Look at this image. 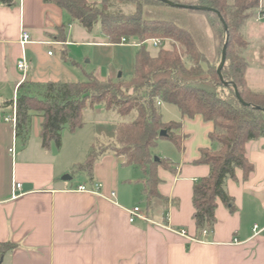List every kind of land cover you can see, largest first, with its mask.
<instances>
[{
	"label": "crops",
	"instance_id": "crops-1",
	"mask_svg": "<svg viewBox=\"0 0 264 264\" xmlns=\"http://www.w3.org/2000/svg\"><path fill=\"white\" fill-rule=\"evenodd\" d=\"M70 20L63 9L45 0H17L13 7L0 3V103L49 82H70L61 76L70 67L86 71L85 76L93 73L102 81L122 77L113 79L110 72L106 74L102 60H86L97 65L88 72L71 55L80 46L123 52L132 47L109 44L99 30L86 31L89 36L96 33V42H89L87 37L70 39L73 31L66 27ZM60 28H64L66 42L59 39ZM22 31L32 41L26 46L30 68L25 81L18 68ZM63 53L78 66L65 62ZM133 72L134 62L127 78ZM160 109L165 123H180L182 142L181 148L173 144V151L164 156L173 163L172 168H158V189L168 201L155 199L150 210L138 204L146 200L141 169L137 178L121 175L120 169L129 168L123 165L124 157L106 153L96 163L92 180L84 172L85 181L74 179L75 165L84 162L90 148L107 144L101 135L83 143L80 132L99 120H114L116 129L118 116L103 107L86 109L85 128L73 134L65 130L61 147L52 144L46 150L40 139L42 115L33 114L29 138L21 143L9 120L14 112L4 110L0 115V244L12 243L17 248L5 254L0 250V264H264V139L247 144L248 157L255 165L250 178L245 179L243 171L237 170V178L227 182L235 210L231 212L219 201L214 232H204L198 239L193 189L211 172L210 166L197 161L202 149L213 147L209 135L214 123L202 116L185 117L174 105L161 103ZM69 143L72 146L68 147ZM77 154L83 155L81 162L75 160ZM16 184L22 185L21 196L14 199ZM97 184L103 186L101 195L78 190L80 186L92 190ZM136 207L148 221L130 222V211ZM180 230L187 235H181Z\"/></svg>",
	"mask_w": 264,
	"mask_h": 264
},
{
	"label": "trees",
	"instance_id": "trees-1",
	"mask_svg": "<svg viewBox=\"0 0 264 264\" xmlns=\"http://www.w3.org/2000/svg\"><path fill=\"white\" fill-rule=\"evenodd\" d=\"M185 5L208 7L220 12H204L219 40L218 57L210 59L201 51L193 34L175 23L147 20L143 8L148 5H166L157 0H102L100 4L87 0H45L59 6L81 27L90 33L99 32L109 44H120L123 38H136L140 43L159 39L171 41L172 48H161L156 55L141 45L134 57V72L126 80L98 79L93 73L86 74L84 82H49L23 93L16 101V137L26 142L30 135L33 114L44 118L40 139L42 147L49 150L52 144L61 147L63 132L76 133L86 126V109L103 107L109 114L120 118L115 129L114 141L94 144L87 152L83 163L75 165L77 173L84 172L92 180L95 165L106 153L124 157L126 167L141 169L145 177L144 195L148 210L152 202L167 199L159 192L161 182L158 168H172L173 163L159 157L155 160L152 149L162 139L169 140L181 148V125L165 123L159 103L178 107L183 116H202L204 121L214 123L209 139L212 148L201 150L200 164L210 166L208 176L194 185L193 205L197 238L204 232H214L217 223L216 211L219 201L233 212L234 199L227 192V182L237 178L242 170L248 179L255 171V165L247 154V144L264 139V93L249 88L247 82V61L239 54L249 43L243 29L249 21L256 19L258 12L264 14L261 0H172ZM113 2L132 3L136 6L133 15L110 12ZM13 7L17 0H0ZM59 39L66 42L64 28L59 29ZM229 41L227 61L222 70L224 81L218 74L222 59L224 40ZM63 60L78 66L68 53ZM228 85H225V83ZM236 85L246 103L236 96ZM24 88V84L21 85ZM14 100L0 103V115L4 110L14 112ZM166 131L165 137L161 136ZM17 245L0 244L5 254Z\"/></svg>",
	"mask_w": 264,
	"mask_h": 264
},
{
	"label": "rangeland",
	"instance_id": "rangeland-1",
	"mask_svg": "<svg viewBox=\"0 0 264 264\" xmlns=\"http://www.w3.org/2000/svg\"><path fill=\"white\" fill-rule=\"evenodd\" d=\"M181 1L184 2L186 0ZM135 11L136 6L132 3L113 2L110 7V12H120L125 15H133ZM143 17L147 20L167 21L177 24L178 26L190 31L193 34L198 47L201 49V51L206 53L210 59L219 56L217 53L219 40L214 30L210 26L207 16L204 12L156 4L145 6L143 8ZM66 27L68 31L71 29L73 31L72 38L70 39L80 41L85 40V37H87L86 40H89V42H96L98 40L96 33L89 36L86 32L87 30H85L73 20H70V23H66ZM96 30H99V24L96 25ZM243 35L248 41L249 45L244 50H239V54L248 63L246 75L248 86L253 91L264 93V18L261 21H256V19L249 21L243 29ZM225 42L226 39L224 40V44ZM143 45L152 55H156V53L161 48H172L171 41H162V45L159 47H155L150 40L145 42ZM139 49L140 47L133 46L131 49H127L123 52L119 49L104 48L100 46H80L75 49L74 55L71 56L73 58L76 57L77 60H79L84 65V68L88 72H92V70H94L93 68H97V65L94 63L92 65L88 64L86 60H102L103 65H101V68L104 70V72H106V74L110 72V74L113 76V79H117L121 75V78L126 79L128 74L133 71L134 57ZM67 69L68 70H63L61 75L65 81L84 82L87 80V77L85 76L86 71L84 72L83 70L73 69L71 67ZM128 79L129 78L126 80ZM99 121L100 122H98L97 125L80 132L81 134L79 135H81L83 143L87 142L89 138L95 135L103 136L106 143L114 141V120H110L109 122L104 120L103 123L101 120ZM20 142L22 143L21 139ZM69 146H72V144L69 143L68 147ZM55 147L57 148L56 145ZM171 149H173V144L169 140L162 139L158 142V145L152 149V153L155 154V157L164 158L166 154H169L173 151H171ZM77 156L78 157H76L75 160L77 162H81L83 155L77 154ZM120 170L121 175L129 176V178H137V176H141L140 170L136 167H129ZM101 171H103L104 174L106 173L103 169ZM74 176L76 181L86 180L85 174L76 173ZM138 204L142 207L147 206L145 199L140 201Z\"/></svg>",
	"mask_w": 264,
	"mask_h": 264
},
{
	"label": "built area",
	"instance_id": "built-area-1",
	"mask_svg": "<svg viewBox=\"0 0 264 264\" xmlns=\"http://www.w3.org/2000/svg\"><path fill=\"white\" fill-rule=\"evenodd\" d=\"M264 18V14H262L261 12H258L257 14V17H256V20L257 21H261L262 19ZM152 42V44L155 46V47H159L162 45V41L159 40V39H153V40H150ZM32 41H31V37L30 35L25 32V31H22V34H21V37H20V40H19V44L22 48V57L20 59V61L18 62V68L22 71L23 73V77H22V80L25 81L26 78H27V74H28V71H29V68H30V64H29V61L27 59V55H26V46L28 44H30ZM144 43H140L139 41H137L136 39H130V38H123L120 42L119 45L121 46H136V47H141V45H143ZM50 55H52L53 53L50 52L49 53ZM16 101L17 99L14 100L15 104H14V114L12 116L11 120L13 122V124L15 125L16 124ZM161 103H159L160 105ZM12 152H14V150H12ZM102 185L101 184H97L95 186L94 189H87L86 187L84 186H80L78 188L79 191L81 192H92V193H96L98 195H101V189H102ZM22 188V185L21 184H16L14 190H13V198L14 199H17L18 197L21 196V192H20V189ZM113 197L116 196V194L113 192L111 194ZM137 219H142V220H146L148 221V218L146 217V215L144 213L141 212V209L139 207H136L134 208L133 210L130 211V222L131 223H134ZM258 229V226H255V230ZM179 233L183 236H186L187 235V232L184 231V230H180ZM207 233V232H205Z\"/></svg>",
	"mask_w": 264,
	"mask_h": 264
},
{
	"label": "water",
	"instance_id": "water-1",
	"mask_svg": "<svg viewBox=\"0 0 264 264\" xmlns=\"http://www.w3.org/2000/svg\"><path fill=\"white\" fill-rule=\"evenodd\" d=\"M157 1L163 2V3H165L166 5L171 6V7H174V8H182V9H190V10H194V11L213 12V13H216V14L220 17V19H221V21H222V23H223L225 29H226V30L228 29V26H227V24H226L224 18L222 17V15L220 14V12H218L217 10H214V9H211V8H208V7L196 6V5H185V4H180V3H176V2H174V1H172V0H157ZM228 43H229V41H228V39H227L226 42H225V44H224V47H223L222 59H221L220 66H219V68H218V74H219V76H220V78H221L222 81H224L223 76H222V70H223V68H224V66H225V64H226V61H227V49H228ZM120 77H121V76H120ZM224 83H225V85H228V83H226V82H224ZM233 87H234V89H235L236 96H237V98L239 99V101H240L243 105H245V106H250V105H249L248 103H246V102L244 101V99L242 98V96H241V94H240V92H239L238 87H237L236 85H233ZM166 135H167V132H166V131H162L161 136L165 137ZM155 160H156V161H159V157H155ZM68 178H70V177H68Z\"/></svg>",
	"mask_w": 264,
	"mask_h": 264
}]
</instances>
